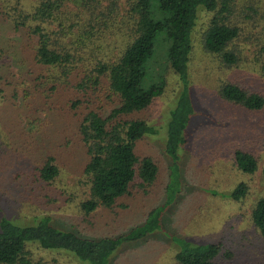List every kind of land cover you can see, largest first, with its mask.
Returning <instances> with one entry per match:
<instances>
[{"label":"rangeland","instance_id":"374dc122","mask_svg":"<svg viewBox=\"0 0 264 264\" xmlns=\"http://www.w3.org/2000/svg\"><path fill=\"white\" fill-rule=\"evenodd\" d=\"M252 1H240L242 5L230 7L228 13L239 27L235 38L239 58L234 66L222 64L203 48L202 34L211 13L200 4L196 8L188 35L191 49L185 76L193 110L182 130L185 140L176 149V169L164 150V141L179 84L176 74L164 65L166 85L161 94L129 114L148 124L134 140L133 150L154 159V179L129 186V191L110 206L99 204L84 212L79 203L88 196V181L82 172L86 153L75 130L77 117L67 101L73 88L50 87L53 70L33 58L35 36L28 25L13 27L12 19L34 0H0V216L29 225L47 215L58 229L97 238L125 232L139 223L150 207L167 200L159 226L140 238L121 241L109 254L107 264H176L173 253L177 244L172 236L192 242H221L231 256L217 253L219 264H264V238L249 218L253 202L264 193L260 171L264 162V105L248 110L224 102L217 94L224 81L264 94V71L257 56L264 32V0ZM75 2L81 8L80 1ZM94 3L86 0L83 7ZM117 4L122 21L127 18L126 0H117ZM65 5L75 8L71 1ZM121 26L126 27L123 22ZM162 37V32L156 34L151 68L142 78L144 86L163 67L166 43ZM120 39L116 34L106 39L110 57L119 49ZM105 92L103 88L97 98L89 95L91 101L78 107L79 114L86 107L98 109L97 103L101 104L98 111L107 114L117 101L104 97ZM236 147L256 158L253 172L235 167L232 151ZM47 154L52 155L57 174L43 180L38 168ZM239 181L246 184V192L237 200L230 192ZM25 246L30 264H79L68 247L41 248L29 241Z\"/></svg>","mask_w":264,"mask_h":264},{"label":"trees","instance_id":"16d2710c","mask_svg":"<svg viewBox=\"0 0 264 264\" xmlns=\"http://www.w3.org/2000/svg\"><path fill=\"white\" fill-rule=\"evenodd\" d=\"M69 1L75 8L66 7ZM78 1L81 8L75 0H34L12 19V24L15 28L28 25L35 36L33 58L37 64L53 70L50 87L59 84L73 88L67 101L77 117L75 130L86 153L82 172L88 181V196L79 205L88 212L99 204L110 206L116 197L129 191V186L154 179L157 169L154 159L148 154L137 155L133 150L134 140L148 129V124L145 119L129 117V114L144 108L161 94L166 85L164 65L176 74L179 84L175 103L169 110L164 141V150L176 169V149L185 140L182 130L193 110L185 76L191 49L188 35L195 22L196 8L200 4L211 13L202 34L203 48L215 54L222 64L234 66L239 58L235 42L239 27L228 13L230 7L242 5L243 0H126L127 18L122 21L117 0H107L105 4L95 0L88 7H83L87 6L86 0ZM158 32L163 33L162 40L166 43L163 67H159L156 78L144 86L142 78L151 68L149 59ZM115 34L121 37L120 46L110 57L106 39ZM257 56L264 71V32L257 46ZM103 88L107 91L103 96L117 104L105 115L98 111L101 107L98 103V109L86 107L79 114L78 107L91 101L89 95L100 97ZM217 94L224 102L248 110L264 105L262 92L248 90L235 81L222 82ZM232 158L239 170L251 173L256 169V158L247 150L234 148ZM52 160V155L47 154L38 168L41 179L50 180L57 174ZM260 171L264 178V162ZM245 192L246 184L239 181L230 196L238 200ZM166 202L150 207L141 221L125 232L97 238L76 236L69 230L58 229L47 215H41L29 225H19L2 215L0 264H30L25 241L41 248L68 247L79 264H107L109 254L121 241L140 238L159 226ZM249 218L264 238V193L253 202ZM172 240L177 244L173 253L176 264H219L215 260L217 253L231 256L219 241L192 242L179 236H172Z\"/></svg>","mask_w":264,"mask_h":264}]
</instances>
